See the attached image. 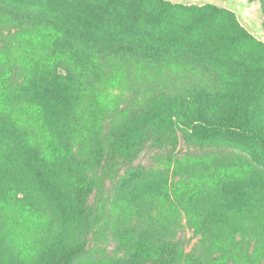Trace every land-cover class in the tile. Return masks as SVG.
Masks as SVG:
<instances>
[{
    "label": "trees",
    "instance_id": "trees-1",
    "mask_svg": "<svg viewBox=\"0 0 264 264\" xmlns=\"http://www.w3.org/2000/svg\"><path fill=\"white\" fill-rule=\"evenodd\" d=\"M249 1L260 5L264 31V0ZM0 41L7 54L21 41L26 51L2 74L0 86L8 87H0L5 90L0 94V167L17 165L43 183L35 172L37 147L9 109L2 110L4 105L32 96L42 115L69 138L82 129L75 128L81 123L73 118L74 110H82L85 101L92 108L99 85L135 82L148 88L103 135L95 127L101 112L90 111L87 156H72L71 165L102 161L99 182L104 186L118 159L131 165L148 144L174 145L180 135L218 170L248 167L245 174L225 176L220 203L204 207V200L200 210H208L209 218L231 209L250 216L261 210L264 43L233 12L166 0H0ZM83 250L72 247L55 264H72ZM220 251L212 264L251 260L238 243L221 245ZM178 259L179 244L150 226L145 264H177Z\"/></svg>",
    "mask_w": 264,
    "mask_h": 264
},
{
    "label": "rangeland",
    "instance_id": "rangeland-1",
    "mask_svg": "<svg viewBox=\"0 0 264 264\" xmlns=\"http://www.w3.org/2000/svg\"><path fill=\"white\" fill-rule=\"evenodd\" d=\"M166 1L229 10L264 43L256 1ZM3 48L0 41V85L8 63L26 52L24 41L14 45L12 54ZM147 88L135 82L99 85L93 107L85 101L82 110H74L73 118L81 123L75 128L82 129L69 138L42 115L32 96L30 101L19 99L2 107L9 109L10 118L37 147L40 158L35 172L41 173L43 183L17 165L0 167V264H55L63 252L78 245L84 250L72 264H145L150 256V226L179 244L177 264H212L210 259H217L221 245L225 249L228 243L244 247L251 260L223 259L217 264H264V205L253 216L231 209L209 218L208 210H200L204 200V207L220 203L219 183L225 176L245 174L248 167L218 170L180 135L174 145L148 144L131 165L118 159L104 186L99 182L102 161L71 165L72 156H87L85 129L92 128L94 120L90 111L101 112L95 127L103 135ZM3 102L0 98V105ZM152 190L156 195L150 198Z\"/></svg>",
    "mask_w": 264,
    "mask_h": 264
}]
</instances>
